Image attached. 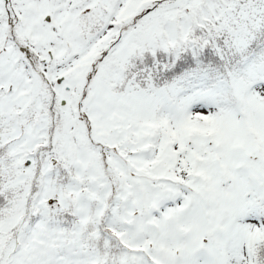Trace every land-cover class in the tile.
<instances>
[{"label":"snow or ice","instance_id":"obj_1","mask_svg":"<svg viewBox=\"0 0 264 264\" xmlns=\"http://www.w3.org/2000/svg\"><path fill=\"white\" fill-rule=\"evenodd\" d=\"M0 264H264V0H0Z\"/></svg>","mask_w":264,"mask_h":264}]
</instances>
